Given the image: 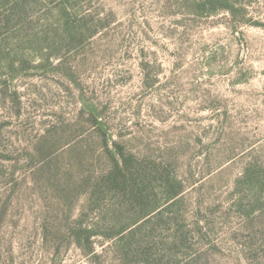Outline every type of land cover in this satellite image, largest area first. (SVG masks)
<instances>
[{
	"label": "rangeland",
	"instance_id": "374dc122",
	"mask_svg": "<svg viewBox=\"0 0 264 264\" xmlns=\"http://www.w3.org/2000/svg\"><path fill=\"white\" fill-rule=\"evenodd\" d=\"M54 1L34 6L21 37L49 31L26 52L39 68H0V264H119L113 240L94 236L93 254L76 242L83 196L66 207L34 180L49 131L63 156L75 143L104 152L86 105L141 164L187 185L175 211L189 240L149 222L151 264H264V0H73L68 35ZM247 165L263 169L253 203L235 188Z\"/></svg>",
	"mask_w": 264,
	"mask_h": 264
},
{
	"label": "trees",
	"instance_id": "16d2710c",
	"mask_svg": "<svg viewBox=\"0 0 264 264\" xmlns=\"http://www.w3.org/2000/svg\"><path fill=\"white\" fill-rule=\"evenodd\" d=\"M39 1L0 0V68L4 67L10 73H29L39 68L38 64L28 59L26 52L35 50L43 36L45 41H49V31L43 29L40 36L28 35L30 37L21 38L25 23ZM72 1L52 2L51 8L58 17V24L53 25L58 30L57 35H68L75 31L77 25L74 12L77 9ZM79 3L78 1L77 4ZM12 41H22L24 45L18 43L19 45L12 47ZM20 55L25 57H18ZM85 107L87 111L82 113L88 115L87 121L92 128L90 132L97 137L96 141L104 152L95 158L87 148L73 149L72 147L79 145L75 143L68 148L73 152L63 156L59 154L61 151H50L51 144L56 142V136L49 131L35 145V154L42 157V164L36 167L34 180L43 186L49 185L57 202H63L66 207L80 198L79 195L84 197L78 218L80 229L76 233V242L87 249L89 254L96 250L93 237L102 236L103 240H113L112 247L119 264H131L138 256L139 263L151 264L149 259L153 256L157 241L153 239V244L148 235L144 236L146 234L143 229L149 222L156 220V226L152 227L155 229L159 228L158 224L173 221L177 232L174 238L182 239L183 243L189 240L188 234L183 230L186 224L178 211H175L187 185L183 179L173 174L169 165L141 164L137 157L127 152L119 141L113 140L112 135L108 134L106 124L100 119L96 109L92 105ZM97 168L100 169L96 170ZM261 170L260 165H247L235 181L238 192L245 186L249 189L252 203L258 200L257 195L261 190ZM239 198L238 205L242 208L243 197ZM83 215H93V219H83ZM246 217L250 220V214ZM201 222L198 220L196 224L202 231ZM153 236L154 234L150 235V238ZM165 264H170V261Z\"/></svg>",
	"mask_w": 264,
	"mask_h": 264
}]
</instances>
